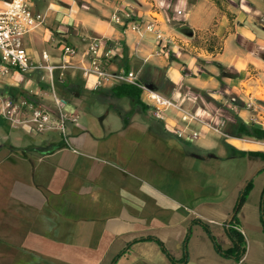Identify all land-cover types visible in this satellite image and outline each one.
I'll return each mask as SVG.
<instances>
[{"label": "crops", "instance_id": "crops-1", "mask_svg": "<svg viewBox=\"0 0 264 264\" xmlns=\"http://www.w3.org/2000/svg\"><path fill=\"white\" fill-rule=\"evenodd\" d=\"M30 1L46 18L23 39L34 63H43L46 52L49 64L59 66V46L66 43L77 50L72 64L87 67L88 44L101 39L104 51L114 53L109 71L134 72L198 119L183 122L171 111L165 122L158 120L142 93L146 108H133L109 95L118 85L92 91V80L85 81L80 69L68 70L64 79L84 92L69 99L67 112L78 123L67 125L68 142L57 132L13 129L0 117V264H175L185 251L186 264H264V180L260 197H248L238 215L247 245L240 262L218 258L210 236L196 224L208 225L223 250L233 248L227 224L244 189L226 194L230 179L217 177L206 161L251 149L213 127L222 119L226 134L237 118L248 124L251 117L243 109L233 112L230 100L244 98V85L264 84V0ZM119 9L142 21L157 17L175 42L169 55H156L153 35L114 25ZM36 73H11L0 88L46 98L50 86L42 81L47 88L40 87L38 74H45ZM245 229L252 232V248Z\"/></svg>", "mask_w": 264, "mask_h": 264}, {"label": "built area", "instance_id": "built-area-1", "mask_svg": "<svg viewBox=\"0 0 264 264\" xmlns=\"http://www.w3.org/2000/svg\"><path fill=\"white\" fill-rule=\"evenodd\" d=\"M176 14L180 17L184 13L183 11H177ZM45 20L44 15L33 11L30 0H3V7L0 8V80L11 73L26 75L31 72H43L45 75L42 81L50 86L47 96H50L53 102L52 107L44 104L34 105L23 99L14 101L0 95V117L5 119L13 129H25L38 135L57 132L62 136L64 142H68L67 125L78 123V117L67 112V102L58 95L56 90L55 74L60 72L59 79L63 81L68 70L76 69H80L85 81L92 80V91H99L106 86L120 84H128L138 88L142 92L144 103L158 120L165 122L168 113L171 111L178 112L183 122L191 123L198 119L196 115L184 109L183 103L165 98L149 89L139 81L137 74L134 72L109 71L107 64L113 58L114 53L111 49L104 51L101 39L95 38L89 42L87 67L78 68L72 64L73 58L77 56V50L66 43L59 46L63 60L59 66L49 64L50 56L46 52L42 54L43 63H34L31 53L23 45V39L43 26ZM111 22L116 26H123L138 34L153 35L158 47L157 56L169 55L171 46L175 45L174 40L166 37L164 31L160 28L162 22L157 17H154L152 21H142L135 19L131 11L119 9L112 16ZM244 96L245 98L240 96L231 98V110L235 113H238L240 109L250 112L251 117L248 124L264 131V101L257 100V98L247 93ZM239 103L243 104V107H240ZM223 125L224 122L219 119L218 126H214L213 129L231 143H249L264 148V141L229 137L220 131V126ZM176 133L180 138L184 137L183 131H176ZM197 137L198 134L194 133L193 138Z\"/></svg>", "mask_w": 264, "mask_h": 264}, {"label": "trees", "instance_id": "trees-1", "mask_svg": "<svg viewBox=\"0 0 264 264\" xmlns=\"http://www.w3.org/2000/svg\"><path fill=\"white\" fill-rule=\"evenodd\" d=\"M220 68V66H218ZM39 71H37L36 74H38ZM223 74V73H222ZM39 76V80L38 83L40 85V87H42L43 89L47 88L46 84L44 85V83L42 82L41 79V74H38ZM55 86L56 89L58 90V94L61 98H64V95H62L65 91L66 94L68 95L69 98H79L83 95V90L81 89V87L78 84H74L71 81L68 80H60L59 79V75L55 74ZM141 91L131 85L128 84H120L116 87H114L110 92L109 95L112 98L115 99H127L130 101L131 106L134 108L136 107H141L142 109H145L146 106L141 102ZM0 95L1 96H7V98L12 99V100H19V99H23L28 103H32L34 105H40L42 104L41 100L37 99L36 97L32 96L31 94H29L28 92L20 89V88H12V87H8V86H4L2 88H0ZM67 102L68 99L64 98ZM240 107H243V104L239 103ZM226 134L231 137V138H235V139H250V140H255V141H264V131L258 128H255L249 124L244 123L242 120L240 119H236L234 125H230L228 127V129H226ZM226 146H229L228 144L225 143ZM242 157H250V158H254V159H260V161H262L264 163V153L262 152H243L241 153ZM264 171H262L263 173ZM253 187V183L252 181H250L247 185V187L241 192L239 199H238V203L235 207L234 210V217L231 221L230 224H227V234L229 239L232 241L233 243V248L229 249V250H223L222 247L218 244L217 240L215 239V237L212 235V232L209 228L208 225L200 222V221H196V224L200 225L201 227L204 228V230L208 233V235L210 236L212 243L214 245V248L216 250V252L224 257L225 259H230L233 260L235 262H240L246 252H247V245H246V240L245 237L243 236V234L238 230L239 229V218L238 215L242 209V207L244 206L248 195L251 191ZM262 223H263V227H264V211L262 210ZM190 238V233H188V237L186 239L185 245H187L188 240ZM162 246V249L164 250V252L169 256V254L167 253V251L163 248V245L160 244ZM186 254L184 256L183 261L180 262H175V264H186L187 263V251H185ZM117 259H115L113 261V264L117 263Z\"/></svg>", "mask_w": 264, "mask_h": 264}, {"label": "rangeland", "instance_id": "rangeland-1", "mask_svg": "<svg viewBox=\"0 0 264 264\" xmlns=\"http://www.w3.org/2000/svg\"><path fill=\"white\" fill-rule=\"evenodd\" d=\"M258 85V84H257ZM260 88L256 89L254 88L256 86V84L254 85H244L242 86L244 90H246V93L249 95H252L254 98H257V100H261L264 101V84L262 82H260ZM258 85V86H259ZM57 90V89H56ZM62 95H64V98L68 99L69 101V97L66 94L65 91ZM48 93V92H47ZM58 93V90H57ZM59 95V94H58ZM63 98V99H64ZM245 98V96H244ZM42 104L44 105H48L51 106L52 104L50 96H47L46 98H42L40 99ZM65 100V99H64ZM67 102V101H66ZM69 104V102H67V105ZM69 108V105H68ZM67 110V108H66ZM53 135L57 134V133H52ZM219 144H221L219 142ZM244 145H248L250 146L251 149L246 150L247 152H260V150H262L261 148L263 147H257V146H253L249 143H246ZM234 147V146H232ZM236 148V147H234ZM238 149V148H237ZM264 149V148H263ZM219 149H217V152L215 154L219 155L218 151ZM245 150V149H244ZM211 158V157H209ZM206 162L210 163V166L212 169H214L217 173V177L220 176H226L227 178L230 179L231 183L228 186V189H226L225 193L228 195H231V197L233 195L236 194V192L238 191V189L242 188L245 189L248 185V183L250 181H252V183L254 184V188L251 189L248 197H252L255 196V198L260 197V184L262 183V181L264 180V174H260V169L262 168V165L259 163L260 161H258L257 159L254 158H244V157H234V158H226L225 160L223 159H207ZM221 178H218V180ZM264 207V206H263ZM262 219V218H261ZM262 223V220H261ZM260 226V225H259ZM263 226V223H262ZM245 234L247 235V239L249 242V248L254 247V244L252 242L253 237H252V232L248 233L247 230L245 229ZM259 237L260 239V234H256V237ZM211 251L213 252L214 249L211 246ZM253 253L255 254V249H253ZM215 256V255H214ZM254 257L259 258L257 255ZM218 258H220L221 260L224 259V257H221L218 255Z\"/></svg>", "mask_w": 264, "mask_h": 264}, {"label": "water", "instance_id": "water-1", "mask_svg": "<svg viewBox=\"0 0 264 264\" xmlns=\"http://www.w3.org/2000/svg\"><path fill=\"white\" fill-rule=\"evenodd\" d=\"M149 89H152L151 87H149Z\"/></svg>", "mask_w": 264, "mask_h": 264}]
</instances>
